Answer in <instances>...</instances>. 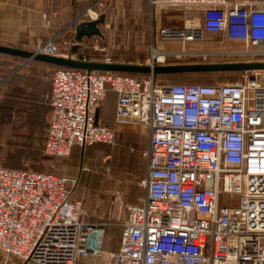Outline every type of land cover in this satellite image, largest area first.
I'll use <instances>...</instances> for the list:
<instances>
[{
	"label": "built area",
	"instance_id": "1",
	"mask_svg": "<svg viewBox=\"0 0 264 264\" xmlns=\"http://www.w3.org/2000/svg\"><path fill=\"white\" fill-rule=\"evenodd\" d=\"M151 3L193 5L202 13L199 23L158 26L151 54L140 64L154 68L170 64L171 57L214 52L264 55L263 3ZM105 6V0H89L85 19H98ZM207 32L243 40L245 47L186 46ZM77 43L53 35L34 50L75 58L77 51L65 49ZM93 61L123 63L111 55ZM109 89L117 94L116 121L142 125L149 137L146 194L129 205L120 247L104 248L106 224L88 221L83 201L72 197L77 177L0 163V250L34 264H79L94 256L104 264H264V84L257 74L215 84L164 83L153 71L138 77L57 67L47 154L64 158L74 145L116 140L117 130L97 117ZM222 193L231 198H220Z\"/></svg>",
	"mask_w": 264,
	"mask_h": 264
},
{
	"label": "rangeland",
	"instance_id": "2",
	"mask_svg": "<svg viewBox=\"0 0 264 264\" xmlns=\"http://www.w3.org/2000/svg\"><path fill=\"white\" fill-rule=\"evenodd\" d=\"M24 1L30 6H34L36 2L40 3L44 26L48 32L47 39L53 35L67 38L76 25L83 21L100 24L103 35L85 37L82 42H79L80 46L74 54L75 58L86 57L95 60L111 55L124 63L137 64L143 63L151 54L158 26L199 23L202 13L200 8L193 5L156 7L151 0H105L106 6L101 9L98 19H85L87 16L84 13L89 0ZM44 13H47L50 22L44 17ZM221 38L219 34L209 33L202 39L188 42L186 46L204 51L224 50L218 46ZM161 44L166 47H182L179 41H164ZM234 46L243 48L245 44L238 42ZM72 50L74 51V48L65 49V52L70 54ZM170 60L178 63L264 60V55L214 52L206 55L171 57ZM248 73H256L260 82L264 84V69L224 73H156V76L164 83H219L241 81ZM9 75L7 73L0 75V163L37 170H54L60 174H73L77 177L74 185L75 195L83 201L85 217L93 215L96 220L90 222L106 224L104 248L116 249L120 240L121 227L128 217L129 204L140 202L145 196L146 188L142 184V179L146 174L148 159L140 148L148 140L147 131L139 124L123 127L118 131L114 142L106 143L109 146L108 150L100 147L91 148L86 151L82 160L80 151L71 152L64 158H54L47 155L43 148L41 156L34 159L30 156L32 148H29V143L22 136V128L14 118L17 113L16 103L6 95L7 85L3 82ZM35 145L39 146L40 143L37 142ZM220 198L226 200L231 197L227 193H222ZM105 200H109L110 206H113L114 217L102 219L98 216V214L104 215ZM6 261L7 264H34L14 255H7L0 250V264H5ZM94 263L104 264L95 256L89 259L82 258L79 261V264Z\"/></svg>",
	"mask_w": 264,
	"mask_h": 264
},
{
	"label": "crops",
	"instance_id": "3",
	"mask_svg": "<svg viewBox=\"0 0 264 264\" xmlns=\"http://www.w3.org/2000/svg\"><path fill=\"white\" fill-rule=\"evenodd\" d=\"M247 1L253 5L263 3L264 0H227ZM24 0H0V43L21 47L25 49H35L39 43L47 39V28L44 26L42 7L40 3H34V6L28 5ZM215 33L222 36L221 42L218 43L222 49L227 51L237 48L236 43L243 40H232L225 37L222 32H207ZM67 38H74L76 34V27ZM66 37V36H63ZM245 44V43H244ZM0 75L10 74L5 80L7 85L6 95L13 99L16 103L15 120L18 121L19 127L22 129V136L27 140H33L34 143L39 142L45 151L46 139L49 131L50 119L53 114L52 105V73L55 69L53 63L37 59L18 57L10 53H0ZM2 77V76H1ZM4 91V92H5ZM116 105L117 94L112 90H108L105 99L98 110V120L120 131L126 126H135L134 124H119L116 121ZM137 126V125H136ZM28 142V141H27ZM109 142H96L88 145H74L71 152H81V160L86 151L91 148L100 147L103 150H108ZM149 147V137L146 143L140 148L141 152L145 154ZM148 161V160H147ZM146 161V162H147ZM146 163V174H147ZM145 174V176H146ZM73 176V174H69ZM146 194V192H145ZM73 198H77L73 187ZM78 199V198H77ZM109 200H105V208L103 214H98L100 218L114 217V208L110 206ZM139 202H131L135 204ZM129 204V205H130ZM129 214V213H128ZM97 215V214H96ZM88 221H94L93 215L86 217ZM127 219V218H126ZM120 247V246H119Z\"/></svg>",
	"mask_w": 264,
	"mask_h": 264
},
{
	"label": "water",
	"instance_id": "4",
	"mask_svg": "<svg viewBox=\"0 0 264 264\" xmlns=\"http://www.w3.org/2000/svg\"><path fill=\"white\" fill-rule=\"evenodd\" d=\"M103 32L98 23L80 22L76 25L75 38L78 43L75 44L74 51L79 48V42H82L85 37L102 36ZM0 52L19 55L27 58L42 59L53 64L64 65L77 68L94 69L99 68L103 70L114 71H132L141 73H160V72H178V71H217V70H243L252 71L264 69V60H242V61H220V62H201V63H175L158 65L152 68L150 65L137 63H121V62H104L93 60H80L77 58L52 55L48 53L36 52L32 49H25L7 44L0 43ZM253 77V73H250Z\"/></svg>",
	"mask_w": 264,
	"mask_h": 264
},
{
	"label": "trees",
	"instance_id": "5",
	"mask_svg": "<svg viewBox=\"0 0 264 264\" xmlns=\"http://www.w3.org/2000/svg\"><path fill=\"white\" fill-rule=\"evenodd\" d=\"M1 53V52H0ZM15 56H18V57H21V56H19V55H15ZM170 64H173V63H175V61H172V60H170V62H169ZM54 66H55V68H57V67H69V66H64V65H57V64H53ZM240 71H243V70H217V71H178V72H171V71H169V72H160L159 74H185V73H196V72H198V73H213V72H219V73H224V72H240ZM116 72H121V73H129V74H132V75H135V76H138V77H142V76H144L145 75V73H141V72H132V71H116ZM3 82V81H2ZM4 82H5V80H4ZM3 82V83H4ZM208 84H215V83H210V82H208ZM36 140H38V141H36L35 143H34V141L33 140H26V141H28V143H29V145H30V149H31V157H33L34 159L35 158H38V157H40L41 156V149H42V145L40 144L39 146H37V145H35V144H37V142L39 143L40 141H41V139H39V138H37ZM45 152V151H44ZM46 153V152H45ZM47 154V153H46ZM47 155H49V154H47ZM49 156H51V157H54V156H52V155H49ZM55 158V157H54ZM7 166H11V167H23V166H16V165H7ZM29 168V167H28ZM72 197H73V193H72ZM121 232H122V227H121V231H120V240H119V244H118V247L116 248V249H118L119 248V246H120V244H121ZM115 250V249H114Z\"/></svg>",
	"mask_w": 264,
	"mask_h": 264
}]
</instances>
